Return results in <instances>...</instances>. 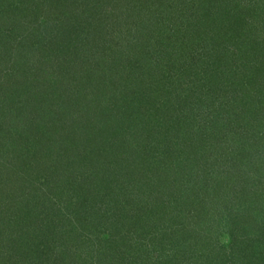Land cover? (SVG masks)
Here are the masks:
<instances>
[{
  "label": "trees",
  "instance_id": "obj_1",
  "mask_svg": "<svg viewBox=\"0 0 264 264\" xmlns=\"http://www.w3.org/2000/svg\"><path fill=\"white\" fill-rule=\"evenodd\" d=\"M82 1L69 7L81 9L74 17L93 16L103 32L86 38L92 59L80 58L82 70L59 62V83L40 81L30 56L41 30L28 44L14 35L38 23L66 34L63 22L45 13L46 0L0 1V264H217L193 246L204 236H187L215 208L232 231L228 261L264 264V38L255 25L264 4L92 0L96 11ZM91 64L96 103L74 84L93 77ZM27 83L35 92L23 98ZM206 94L219 99L212 108L227 103V116L207 119L205 100L197 115ZM41 97L48 113L36 109ZM39 171L70 174L63 191L84 187L57 203L48 185L61 178Z\"/></svg>",
  "mask_w": 264,
  "mask_h": 264
},
{
  "label": "rangeland",
  "instance_id": "obj_2",
  "mask_svg": "<svg viewBox=\"0 0 264 264\" xmlns=\"http://www.w3.org/2000/svg\"><path fill=\"white\" fill-rule=\"evenodd\" d=\"M7 1H12V0H6V1L4 0V2H7ZM58 1L59 0H46L47 7L45 9V13L50 12V13H48L51 15V16H49L50 18H54V16H55L57 19H60L61 22H63V26L60 25L59 27L61 28V30H65L66 34L60 35L59 31L56 34V31H55L52 35H50L49 30H48L49 28L46 29L45 27L40 26V23H38V24H33V25L29 26L28 28L26 26H24V28L21 26V31H18V29H17L16 33L14 35L15 40L18 41L19 40V32H21L22 35L20 34L21 35L20 38L23 37L22 43L28 44V43H30V41L32 39L31 33H33V28L36 27V28H39L41 30L39 36L33 37V41L35 44L33 46V51H32V54L30 56H31V58H33V60H35V62H38V65H39L38 68H41L40 77H39L40 81L46 80L48 82L49 79H52V81L55 80L57 83H59L61 81L62 77H64L66 74L64 70H60L57 67L59 62H61V67L65 64L67 65L69 63L71 67H73V65H75L76 68L74 70H76V71L82 70V67L80 66L81 65L80 58L86 59L90 56L89 51H87L89 49L90 43H87L86 38L87 37H89L90 39L94 38L93 40L90 41L91 43H94V41L97 39V37L101 34L100 31L103 32L102 29L100 30V25H99V21H98L99 20L98 14H96V18H97L98 23L97 22L94 23L93 16L81 18V19H76L74 17V15L77 12H80L81 9H78L76 11L75 9H71L69 7L75 8V6H76L74 4V2H75L78 5V8H81L82 6L85 5L82 0H66V4H69L68 9H63L61 3H59ZM60 1H63V0H60ZM245 1L248 4V5H246V2H245L244 3L245 6H249V7L252 6L249 4V2L247 0H245ZM48 4H49V6H48ZM50 4H53L52 11H55V13H52V11L50 9ZM263 4H264V0H254V6H255L254 8H258V6L260 8ZM88 6L91 8L94 7V9L96 11L99 9L98 3L94 4L92 2V0L88 1L86 8H89ZM58 10H59V12H57ZM258 11H259V9H258ZM19 12H20V9L16 10V12L13 13L12 15L14 17H16L15 14H18ZM60 14H61L62 18H60ZM111 14L112 13H110V11H107L105 15L102 14L103 19L104 18L109 19V16H111ZM65 16L72 18L71 19L72 21L66 20V19L64 20ZM76 17L78 18V16H76ZM124 17H126V14H124ZM256 17H258V18L255 19V25L260 26L262 28V29H259L261 32L260 37L264 38V18L262 19L260 16H258V12H257ZM41 19H46V16L42 15ZM15 20H17V18ZM104 25H106V23H104ZM108 25H110V24H108ZM50 26H51L50 29H55L52 21L49 22V27ZM110 26H113V25L111 24ZM58 30H59V28H58ZM248 30H249V32L251 30H254V26L252 25L251 27H249ZM112 32H113V30H111V31L107 30L106 31V33H109V34H111ZM260 32L258 31V33H260ZM257 36H259V35H257ZM89 58H91V57H89ZM27 62H28V60H27ZM74 62H75V64H74ZM95 62H96V60H94V63ZM91 65H93V67L92 68L89 67V68L91 70L90 74L93 77L82 76V79L81 78L79 79L78 73L73 71L70 75L71 76L70 78H71V80H74V79L78 80L79 79L78 82L76 81L74 84L78 85L82 91L83 90L86 91V94L84 93L85 97L90 98L93 96L92 100L95 101V103H96L97 98H95V97H97V94H95L96 93L95 86L96 87L98 86L97 81L100 80L99 79L100 73L98 74L97 71H95L96 70V69H94L95 64H91ZM67 67L68 66H66V68H65L66 70H67ZM49 75H50V78H49ZM72 75H74V76H72ZM11 79L14 80L15 77H12ZM9 81H12V80H9ZM22 81H29V79L24 78ZM25 85L26 84H24L23 86H25ZM27 85H28V87L26 88L27 93H25L24 96L20 94L23 98L24 97L30 98L28 96H31L33 91L35 92V87L33 90H31L30 87H33V86L29 85L28 83H27ZM14 88H15V85H14ZM51 89H52V86L49 87L48 83L45 84V86L43 88H41V90H43V91L44 90L51 91ZM20 90H22V87L20 88ZM36 91H37V89H36ZM77 92L78 91H75L74 93L76 94ZM42 97L38 102L35 103V104H37L36 109H37V111L42 110V113H48L51 109V106H52L51 105L52 103L50 102L51 100L50 101L47 100L46 102H44ZM61 97L64 100H66L64 94ZM200 98L203 100H201L199 104L194 105V107H195L194 109H195V111H197V115L203 114L202 111H198V110L200 108V105L205 100V102L208 101V103L206 102L208 106L205 107L206 108L205 113H206V111L212 110V113L210 114V116L209 115L206 116L207 119L214 117L213 111L218 113V114H219V112L222 111L223 115H224L223 112H225V115L227 116V103L223 104V107H221V108L219 107L220 104L216 103L212 108V104L215 103L214 101L217 100L219 102V99H217V97L207 99V94H206V95L201 96ZM211 101H212V103H211ZM67 102L68 101H66L65 103H67ZM243 119H244V115H243ZM198 120H201V119H198ZM258 124H259V121H258ZM241 125L244 126V123H242ZM259 127H261V128L263 127V122L259 125ZM243 129L245 130V127H243L242 130ZM242 130L239 131L240 134H241ZM252 130L257 132V130H255L253 128H252ZM262 133H264V127H263ZM52 174H56V175H52ZM37 176H42V178H53L58 183L60 182L59 180L61 178L62 183H59L57 185H54V184L52 185L51 183H49V185H48V191L51 192V190H52L51 193H53V196H54L55 201L57 203L62 202V204H64V203L68 204V202H67L68 199H66V201L64 199H62V196H61L62 192H64L66 194V196H69L70 194L78 191L81 187H84L83 185H80L78 183H74L71 186V188H69L66 191H63L65 189V187H68V185H66V183H69V181H70V179H69L70 174L65 175V173H59V172L50 173L47 171H39V173H37ZM33 187H40L43 190V186H41L40 183L33 184L32 188ZM32 190H36V188H33ZM96 190L98 192H100L99 188H97V187H96ZM39 194L41 195L40 192H39ZM42 200L44 202L49 201L43 197H42ZM226 206H227V203H226ZM21 207H22V205H21ZM20 209L17 212H19ZM102 214H100V215L102 216ZM210 215H211V218L207 221H203V222L201 221V223H199V224H194L195 223L194 222L189 227V230L187 232V236L191 237L193 235L192 238L195 237V235L204 236L205 237L204 239L206 240V242L204 241L202 243L203 240H201L197 244L192 242L193 244H195L193 246H196L197 250L198 249L201 250L200 251L201 255L202 254H205V255L210 254V256L209 255L208 256L212 257L213 261L215 263L218 262L221 264H239L240 263L239 261H232L230 259L228 261V259H227V256H229L231 254V249H229V245H230L232 231L227 226L226 214H222V211L218 212V210H216V208H215ZM199 217H200V215H199ZM119 222H122L121 219L119 220ZM242 230L245 231L244 229H242ZM235 232H236L238 238H239V236L240 237L243 236L242 233H244V232L239 231V230H237ZM243 237H242V239H243ZM114 239L120 240V236L116 235ZM190 241L191 240H189V243H191ZM206 243H207V246L203 247V244H206ZM251 249H253V248H249L248 250L250 251ZM258 250H264V245H263V247L259 248ZM249 251H247V255H248ZM240 255L241 254H239V256ZM115 257H119V256H115ZM115 262L116 261H114L113 264H115Z\"/></svg>",
  "mask_w": 264,
  "mask_h": 264
}]
</instances>
